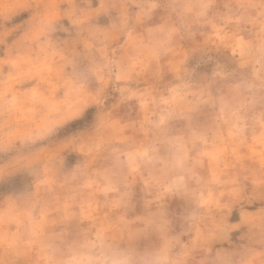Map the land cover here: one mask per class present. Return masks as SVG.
<instances>
[{"label": "rangeland", "instance_id": "374dc122", "mask_svg": "<svg viewBox=\"0 0 264 264\" xmlns=\"http://www.w3.org/2000/svg\"><path fill=\"white\" fill-rule=\"evenodd\" d=\"M0 264L264 261V0H0Z\"/></svg>", "mask_w": 264, "mask_h": 264}, {"label": "clouds", "instance_id": "9594fccd", "mask_svg": "<svg viewBox=\"0 0 264 264\" xmlns=\"http://www.w3.org/2000/svg\"><path fill=\"white\" fill-rule=\"evenodd\" d=\"M108 264H161V261L146 257H130L126 260H110Z\"/></svg>", "mask_w": 264, "mask_h": 264}, {"label": "snow or ice", "instance_id": "6c2138e0", "mask_svg": "<svg viewBox=\"0 0 264 264\" xmlns=\"http://www.w3.org/2000/svg\"><path fill=\"white\" fill-rule=\"evenodd\" d=\"M0 160H2L5 163H8L10 161V157L7 154H0ZM262 249H264V242H262ZM213 264H236L235 261H215ZM261 264H264V261L261 262Z\"/></svg>", "mask_w": 264, "mask_h": 264}]
</instances>
